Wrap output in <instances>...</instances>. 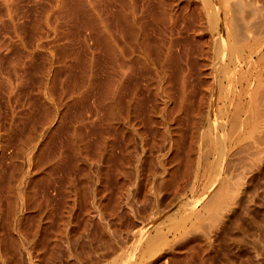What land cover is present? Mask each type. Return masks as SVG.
I'll return each mask as SVG.
<instances>
[{"label":"bare ground","instance_id":"1","mask_svg":"<svg viewBox=\"0 0 264 264\" xmlns=\"http://www.w3.org/2000/svg\"><path fill=\"white\" fill-rule=\"evenodd\" d=\"M9 1L15 5L16 0ZM44 1L40 8L32 12L29 22L14 21V27L19 33L29 32L38 41V48L49 49V55L47 54L43 63L31 65L33 70L41 71L37 87L38 98L33 110L20 130L15 132L14 140L6 143L0 140V260L8 258V263L14 260V251H17L15 244L18 241L14 231L17 229L25 232L27 228L33 193L36 191L33 185L40 179L36 180L37 171L40 170L38 167L41 168V176L48 179L53 169L62 166L65 158L70 156L72 159L71 154H75L74 160L80 161L82 155L89 154L90 150L86 149L91 148V145L95 148L93 152H96L94 155L97 161L103 165L112 166V161L126 166L130 162L131 152H135V148L131 149V144L136 143L143 153L153 154L151 150L156 148L166 150L165 153L158 154L163 175L161 181L160 177L157 179L165 190H175V201L171 200V205L168 203L163 207L166 202L159 197L155 201L153 198L154 203L153 206L150 205L152 208L148 217L150 225L142 224L132 234L128 228V233H125L129 239V234L132 235L133 244L124 247L121 244L122 253L117 251L118 258L113 262L159 264V260L164 257V249L169 244L168 238L172 235L174 242L170 247L175 255L186 252L187 255L179 256V259L193 264V257L199 251L192 247L188 235L194 228L203 226L198 223L204 213L202 210H211V216L215 220L212 221L213 233L209 234L214 235L217 241L227 231L228 213L241 203L243 187L239 180L243 173L241 177V173L238 174L237 171L240 163L246 160L248 162L252 156L256 158L258 152H264V0ZM8 14L12 17V14ZM51 35L54 39L50 38ZM30 57L34 59L35 52H31ZM18 77L20 82L24 81L23 75V78L20 75ZM27 77L30 78V75L27 74ZM10 91L12 92L11 89ZM84 112L87 120L93 118L91 121L94 129L91 131L95 135L94 141L85 133L86 119L85 122L83 119H75V124L71 125L67 123L71 115L77 118ZM6 131L11 136L14 127L11 125ZM58 131L63 134L66 132L68 138H56ZM61 137L62 141L59 139ZM55 141L57 151L45 154L44 151ZM66 144L74 149L69 150L71 154H67L68 157H65L66 152L63 151ZM9 146L13 152L8 153L10 166L5 167L1 159ZM42 154L44 159L41 158ZM23 162L27 168H24ZM173 162H176L175 166L170 165ZM249 163L246 165L255 167ZM119 166L124 172L125 167ZM143 166L141 168L147 165ZM154 167L147 170L150 169L148 171L151 172L154 169L151 173H155ZM240 169L246 170L244 166ZM128 170L123 174L124 177H127ZM246 173L251 174L245 172L244 175ZM109 175L106 173L105 176ZM248 175L246 176L249 177ZM237 176L241 178L237 179ZM123 181L119 180L117 184ZM151 186L155 191L156 187ZM150 187L147 186V189ZM162 189L160 191H165ZM116 190L117 193L120 191ZM140 190L141 187L138 188L139 192L131 191L139 198L141 195L138 196L137 193ZM187 190L194 194L196 190L204 191L198 198L184 201L183 194ZM146 191L141 190V193ZM103 195L101 197L106 198ZM110 195L111 192L107 196ZM143 196L145 200L143 197L140 203L146 201V194ZM166 197L168 198L165 194L162 198ZM203 197L206 200L202 209H197L199 200ZM108 205L99 207L107 206L109 210L113 204ZM112 211L111 208L110 216L114 213ZM114 215L111 217H115ZM48 217L49 214L45 218ZM159 217L162 219L159 220ZM166 220H171V223L165 232L160 224ZM208 225L204 226L207 228ZM46 226L38 225L37 230L33 229L36 237L41 235L38 239L45 234L47 238L49 232H43ZM206 228H198L197 231L209 232L211 227ZM31 229L28 225V237H31ZM57 230L64 233L61 229ZM201 232L195 234L201 236L198 240L204 236L201 242L204 240L205 251L211 254L212 251L209 250L215 245V240L209 234L210 237L207 236V232L206 235ZM126 235H120V239L122 237L123 240ZM203 243L200 244L203 246ZM116 248L118 247L115 245V251ZM109 249L111 250L110 247ZM207 252H203L201 264L206 263ZM14 261L19 262L18 259ZM15 262L13 264H18Z\"/></svg>","mask_w":264,"mask_h":264},{"label":"rangeland","instance_id":"2","mask_svg":"<svg viewBox=\"0 0 264 264\" xmlns=\"http://www.w3.org/2000/svg\"><path fill=\"white\" fill-rule=\"evenodd\" d=\"M44 3H45L44 0H16L15 5H13V3L9 0H0V140H2L3 143H6L9 140L12 141L15 139V132L17 130H20V126L26 122L25 119L27 118L31 110H33L32 107L34 106V103L37 101L38 79L41 76V71L33 70L31 65L37 64V63H43L46 59L47 54L49 55V49L45 50L44 48H38L36 46L38 41H36L29 32L19 33L14 27V21L29 22L31 19V16L33 15L32 12L33 11L35 12V10L37 8H40ZM8 8H10L11 10L9 11ZM8 13L12 14V17ZM50 38L54 39L53 35H51ZM31 52H35L34 59L30 57ZM27 74L30 75V78L27 77ZM19 75L21 77L22 75L24 76L23 82H20V78L18 77ZM10 89L12 90V92L10 91ZM86 115H87L86 112H84L82 116H78L77 118L71 115L67 123L68 125H71L72 123L75 124V119L84 120L87 117ZM92 119L93 118H91V120ZM91 120L88 119L87 122H85L84 120L85 125H86L85 133L89 134L91 140H93L94 134L92 131L94 129V125ZM11 125L14 127V131L11 133V136H10V135H7L6 130ZM64 134L61 131H58L56 132V138L57 136H62L66 138L67 137L66 132H64ZM62 137L59 138L61 141H62ZM135 144L136 143L131 144V146H133L131 149L134 150L135 148L134 150L135 152L133 153L131 152L130 162H127L126 166L125 164H122L119 162L114 163L110 161V164L112 163V166L116 168L117 171L111 165L109 166L108 164V166H105V164L103 165V163L97 161L95 157L96 152H93L95 151L94 150L95 148L93 147V145H91V148L86 149L87 151L88 150L90 151H88L89 154L85 153L86 156L82 155V158H83V159L81 158L82 161L80 159H79L80 161H78V159L77 160L75 159L76 160L75 161L74 160L75 154L70 153L71 151H74V149L72 148V146H70V144H66L63 148L64 153L66 152L65 157H68V155L71 154L73 160L70 158V156L68 157V159L65 158V161L63 162L62 166L59 168L53 169L48 179L47 178L44 179L43 175L41 176V172H40L41 168L38 167V169L40 170L37 169L38 174L36 175L37 176L36 180L38 178L40 179L37 182L35 181L36 183L33 185L34 190L36 191H34L33 193L34 196H33V203H32V208L37 207V209L35 208L30 209V216L27 220V226H26L27 228H25L26 233L21 230H17V229L14 231V234L16 235L17 240H18L17 244H15V246L17 245L16 246L17 248L15 247L16 248L15 250L17 251H14L15 255H13L10 251V253L14 257V260L17 261L18 259L19 262L18 261L15 262L14 260H11L12 262L10 261L11 263H8L9 262L8 258L7 260L5 258L4 261L0 260V264H13L14 262L18 264L19 263L20 264H30V263L38 264V262H40V264H110V263L114 264L113 261L116 262L115 259L116 257L118 258V254H119L118 252L121 251L122 253V249L124 245L130 246L133 244L134 240L131 235L132 232L135 229H137L139 226L141 227L142 224H143L142 226L150 225V221L148 217L150 214L149 210L151 211V208L154 203L152 202L153 198L155 201L156 198L159 197L162 201L166 202L163 204V207H166L168 203L171 205L169 201L171 200H172L171 202L175 201V198H173L175 196L174 195L175 190L173 191L170 190L172 191L170 193L169 190H165L166 188L162 186L163 184L162 185L160 184L161 182L159 183L160 189H162L163 187L162 190H165V191H160L159 186H158L159 184H158L157 178L160 177L159 181H161V176L163 175L162 174L163 168L158 163V154L161 155L165 153L166 150L165 149L163 150L162 148L163 151H161L159 149L157 150L156 148L155 150H151L153 151V154H155L153 155L152 152L151 154L150 152L143 153L141 150V147L138 144L136 145ZM56 145H57V142L56 141L53 142L49 146L50 148L48 147L47 150L44 151V153L46 154L48 153V151L49 153H51L52 151H57ZM92 148L93 150H91ZM11 151L13 152V150H11V147L9 146L6 148L5 152L3 153L1 161H2L3 166L5 167L10 166V161L7 156H8V153H10ZM90 152L92 154H90ZM120 152L121 151H119V154ZM72 153H75V152H72ZM134 153H137L138 156ZM43 154L41 158L44 159L45 154L44 155ZM152 155L154 157H152ZM93 157H95V159ZM136 157L137 159H134ZM139 157L140 158L142 157L141 158L142 160ZM143 157L146 158V159L144 158L145 162H144ZM252 158H254V156H252ZM93 159L96 160L97 162L94 161ZM153 159H154V162H152ZM251 159H248V162L246 160L247 163L245 161L242 164L240 163L238 167L240 169L241 167L243 168L244 166V169H246L245 171L241 169L237 170L239 171L238 174L241 173L240 174L241 177L243 173L242 178L239 176L241 178L239 180L240 181L239 184H242V187H243V192L241 194V203L237 205L234 211H231L230 213H228L227 216L229 218L227 217L228 219H226V225L228 226L225 228V231L226 230L227 231L226 233H223L222 235H220L217 241L214 235H210L213 233L212 225L214 224V222L212 221L215 220L212 217L213 215L211 216V212H210L211 210L210 211L202 210V212H204L203 213L204 216L203 215L201 216V219H199L200 221L198 223L199 225L203 224V226L201 225L203 228H201V226H199L198 228H200L201 230H205L206 227L204 225H208V224L209 225L207 226V228L209 226L211 227V228L209 227L210 229L208 228L210 230L209 232L208 230L205 231L207 232V236L210 235L215 240L214 241L215 245H213L215 247L212 246L211 247L212 249L210 248L209 250V252L212 251L210 252L211 254H208L207 250L205 251L206 246L203 243L204 240L201 242L204 236L201 238V240H198L201 237V236L199 237L198 235L200 234L199 232H201V230L197 231L198 228L196 227L189 233L191 236L188 235V237L191 238L190 241H191L192 247L199 251V253H197L195 257H193V260H192L193 264H196L197 261L198 263L200 262L202 263L200 259L201 260L203 259L202 257L204 253L206 252H207V258H206L205 264H264V160H263L264 152L262 151L258 152V154L256 155V158H254V160H251ZM249 160H251V162ZM148 161H150V163ZM147 162L150 165L147 164ZM151 162L153 163L152 166H151ZM83 163L85 165H83ZM118 163L119 165H122V167H125L123 168L125 170L124 172L122 168H120ZM129 163L130 165H127ZM139 163L142 166L143 165L144 166L149 165V166L148 167L145 166V168H141L142 166ZM245 163L246 164L252 163L253 165H255L256 168L252 165H248L250 166V169H249V167ZM174 164L176 165V162H173L170 165L172 166ZM22 165L24 166V168H27L26 163L23 162ZM117 165L121 170L117 167ZM82 166H85V168ZM153 166H155L154 167L156 170L155 173H151L152 171L154 172V169L151 170V172L148 171L150 169L147 170V168H153ZM108 167L111 170L108 169ZM126 167L128 169L130 168L131 172ZM142 169H145L144 170L145 172ZM127 170L129 171L130 174L126 173V175L128 174L129 176L127 175V177L130 179H128L127 177H124L125 175H123L125 172H127ZM85 172L87 173V175ZM148 172H150L151 174L149 173L150 175H148ZM245 172L251 173L249 175L246 173V175H248L249 177L244 175ZM106 173H109L110 175L105 176ZM143 174L145 175L146 178H144ZM98 175L99 176L101 175L102 177H99ZM114 175L115 177H117V179L114 177ZM118 175H121V176H118ZM39 176H41L42 178ZM137 176L140 178H138ZM152 177L154 178L152 179ZM239 177L237 179H239ZM243 178L244 180H242ZM103 179H105L106 182L103 181ZM124 179L126 180L125 183H129L128 185L124 183L125 181ZM119 180H122V181L124 180V181L122 183L117 184ZM139 180L141 181V183ZM142 182H145V183H142ZM148 182L152 183L151 185H154V187H156L155 191H153L154 190L153 186L148 185L149 184ZM106 183H109V184H106ZM155 183H157V186H155ZM210 183H213V182L211 181ZM142 184L143 186H141ZM121 185H126V186H121ZM147 186L148 187L151 186L150 187L151 190L149 188L147 189ZM100 187H101V190H99ZM103 187L105 188L104 190H103ZM126 187L127 189H125ZM140 187L142 191L144 190V192L146 190L147 191L149 190V191L148 192L146 191V193H143V192L141 193V190H140V193L139 194L137 193L138 196L141 195L139 196L140 198L139 199L134 193H136L135 191L136 190L138 191V188L140 189ZM106 188H107V191H106ZM121 188L123 191L121 190ZM116 189L118 190L120 189L121 193L120 191L118 193H120L121 196L123 195L122 197L118 195ZM124 189L126 190L125 192H124ZM102 190L103 192H101ZM131 190L132 191L134 190L133 191L134 193ZM203 191L196 190L195 192L196 194H194L193 191L187 190L186 193L183 194V196L185 197L182 200L185 201L186 199V201H188L187 199L190 198L191 199L190 201H192L193 199H196L199 196H201L200 193H202ZM104 192H106L105 195H103ZM110 192L112 194L110 195V197H112L111 199H109L110 197H108ZM98 193H100L101 195H98ZM145 194H146V197L148 198V201L146 198L147 203L146 201L145 203L141 201L142 203L141 205L140 200L144 197L143 195ZM158 194L160 195L162 194V195L160 196ZM165 194L166 196H168V198L167 197L166 198L169 200H167L166 198H162V197H165ZM169 194H171L172 196ZM209 194H211V192H209ZM102 195L104 197L106 196V198L101 197ZM124 195L126 197L128 196L129 197L126 199ZM35 197H36V201H35ZM93 197H94V200L92 199ZM107 197L110 200V203L107 202L108 200ZM135 197L138 198V199L136 198V200L139 202V204L137 201H135ZM117 198H119L118 199L119 202H121L122 200L121 204L117 201ZM170 198H173L174 200ZM124 199H125V202H123ZM143 199L145 200V197ZM97 200L99 201L98 203H97ZM205 200H206V197H203L201 200H199V205L197 209H199L200 207H201L200 210L202 209V206ZM115 201H117L118 206L115 203ZM89 202L92 204L90 205ZM104 202L107 205L108 204L109 205L113 204V205L111 207H109L108 205L109 210H107L108 209L107 206H103L104 208L103 207L100 208L101 205H106ZM123 203H125L124 205L126 207L123 205ZM244 203H246L248 206ZM151 204L152 206H150ZM242 205L243 206L246 205V206L243 207ZM119 206L121 207L120 211H119L120 209ZM111 208L113 210L112 213L114 212L113 214H111V216L115 214L114 215L115 217H111L109 215L111 213L110 212ZM87 210L89 211L92 210V211L90 213ZM209 212H210V215H209ZM118 213H119L118 216L120 219L117 216ZM48 214H49V217L46 219L45 217H47ZM140 214H142V216H140ZM106 215H108L110 219ZM135 215H136V218L137 216L138 217L140 216L141 218L139 217L136 219ZM144 215L146 216V218ZM133 218H135L136 221ZM147 218L148 220H145ZM140 219H143V221L141 220L142 221L141 222ZM161 219L162 217H159V220ZM37 222H39V224H37ZM135 223L138 226L137 225L135 226ZM170 223H171V220H166L164 223L160 224V227L163 229V231L166 232L168 231ZM28 225L30 229L32 228L29 234L31 235V237L30 236L28 237L26 235L28 234V231H29ZM38 225L40 226L48 225L45 227L46 229L44 228V231H43L45 232L46 230L47 233L49 232L47 235V238L45 237L46 232L44 233L45 234L44 236L42 235L41 239H38L40 238L41 235L36 237L37 235L34 233L35 231L33 229L38 227ZM47 228H48V231H47ZM128 228L130 229L129 233H131L129 234L131 237L130 239H129V236H127ZM57 229L63 230L64 233H62V231L58 232L60 230H57ZM35 230H37V228ZM125 231H127V233H125ZM205 232L204 233L201 232V234L206 235ZM195 233H198L197 236ZM120 235L121 236L126 235L124 236V238L126 237L125 239L127 240L125 241L124 238L122 240V237L120 239ZM52 236H55V237H52ZM195 237H198V238H195ZM48 238H50V240ZM168 239L170 240L169 244L166 245V248L164 249V253H163L164 257L161 258V260H159V264H185V263L187 264L185 260L179 259V256L181 257L186 256L187 255L186 252L179 253L180 255L176 256L175 255L176 253L172 250L173 248L170 247L174 242L173 241L174 237L170 235ZM129 240H132V241H129ZM128 241H129V244H128ZM198 241H200V243H203V246L202 244L197 243ZM121 244L123 245V247ZM115 245L116 247L120 249L118 250V248H116V251H115L114 250ZM109 247L111 248V250L109 249ZM202 247L204 250L202 249ZM175 248H176L175 250H177V247ZM30 249L32 252H30ZM18 250H19V253H18ZM108 250L113 251V252L109 253ZM167 250H168V253H166ZM107 254L109 256L111 255L112 256L114 255V256L109 257ZM200 255L202 256L200 257ZM104 260H106V263Z\"/></svg>","mask_w":264,"mask_h":264}]
</instances>
